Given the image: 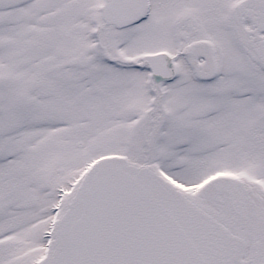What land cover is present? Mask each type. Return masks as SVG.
I'll list each match as a JSON object with an SVG mask.
<instances>
[{
  "label": "snow or ice",
  "instance_id": "1",
  "mask_svg": "<svg viewBox=\"0 0 264 264\" xmlns=\"http://www.w3.org/2000/svg\"><path fill=\"white\" fill-rule=\"evenodd\" d=\"M0 264H264V0H0Z\"/></svg>",
  "mask_w": 264,
  "mask_h": 264
}]
</instances>
